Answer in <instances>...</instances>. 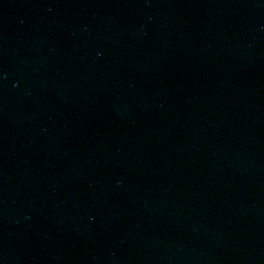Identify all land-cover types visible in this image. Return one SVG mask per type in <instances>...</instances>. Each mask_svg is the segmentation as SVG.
<instances>
[{
    "label": "water",
    "instance_id": "1",
    "mask_svg": "<svg viewBox=\"0 0 264 264\" xmlns=\"http://www.w3.org/2000/svg\"><path fill=\"white\" fill-rule=\"evenodd\" d=\"M0 264H264V0H0Z\"/></svg>",
    "mask_w": 264,
    "mask_h": 264
}]
</instances>
